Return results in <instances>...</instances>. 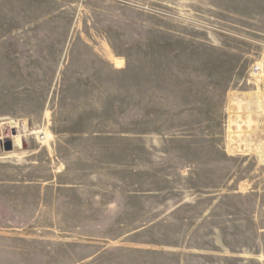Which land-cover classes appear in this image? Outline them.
I'll return each instance as SVG.
<instances>
[{"label": "rangeland", "instance_id": "rangeland-1", "mask_svg": "<svg viewBox=\"0 0 264 264\" xmlns=\"http://www.w3.org/2000/svg\"><path fill=\"white\" fill-rule=\"evenodd\" d=\"M0 264H264V0H0Z\"/></svg>", "mask_w": 264, "mask_h": 264}]
</instances>
